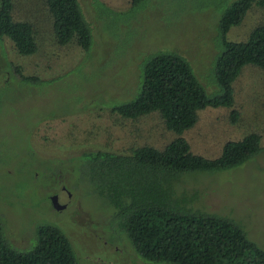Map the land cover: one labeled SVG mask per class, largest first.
Wrapping results in <instances>:
<instances>
[{
	"label": "rangeland",
	"instance_id": "1",
	"mask_svg": "<svg viewBox=\"0 0 264 264\" xmlns=\"http://www.w3.org/2000/svg\"><path fill=\"white\" fill-rule=\"evenodd\" d=\"M231 1L78 0L92 35L82 50L53 41L41 0H16V16L33 21L38 47L20 54L0 37V218L11 243L29 248L35 226L51 223L79 264H164L135 253L113 206L80 178L81 153L123 152L170 137L155 113L129 119L110 110L135 95L140 64L154 50L183 55L205 91L217 90V21ZM257 23H264V6L253 5L225 36L243 39ZM231 85L232 105L198 109L182 135L207 157L249 131L262 148L235 167L181 172L171 180L172 197L178 207L232 217L264 249V69L245 64ZM52 193L64 206L51 204Z\"/></svg>",
	"mask_w": 264,
	"mask_h": 264
},
{
	"label": "trees",
	"instance_id": "2",
	"mask_svg": "<svg viewBox=\"0 0 264 264\" xmlns=\"http://www.w3.org/2000/svg\"><path fill=\"white\" fill-rule=\"evenodd\" d=\"M136 2L130 0L132 5ZM41 3L54 42L89 48L91 27L78 0ZM15 4L16 0H0V37L11 42L18 53L30 54L38 47L36 30L25 14L16 16ZM253 5L263 7L264 0H232L219 15L220 50L213 63L215 92L205 91L183 55L158 49L142 60L135 95L110 107L129 119L155 113L171 133L166 141L131 145L123 152L94 149L81 153L80 178L94 185L113 206L120 231L142 259L164 264H264V249L235 219L176 206L171 185L181 172L235 167L262 148L259 134L249 131L224 141L216 156L207 157L192 152L182 135L197 119L198 109L232 105L231 83L243 65L264 69V23L255 24L243 39L225 36ZM34 234L32 246L18 248L4 234L0 218V264H79L68 237L58 226L39 223Z\"/></svg>",
	"mask_w": 264,
	"mask_h": 264
},
{
	"label": "water",
	"instance_id": "3",
	"mask_svg": "<svg viewBox=\"0 0 264 264\" xmlns=\"http://www.w3.org/2000/svg\"><path fill=\"white\" fill-rule=\"evenodd\" d=\"M49 199L51 200V204L55 207V208H60L62 206H64L63 203H59L57 200H56V194L55 193H52L49 195Z\"/></svg>",
	"mask_w": 264,
	"mask_h": 264
},
{
	"label": "flooded vegetation",
	"instance_id": "4",
	"mask_svg": "<svg viewBox=\"0 0 264 264\" xmlns=\"http://www.w3.org/2000/svg\"><path fill=\"white\" fill-rule=\"evenodd\" d=\"M61 188H64V186H63V185H61Z\"/></svg>",
	"mask_w": 264,
	"mask_h": 264
}]
</instances>
